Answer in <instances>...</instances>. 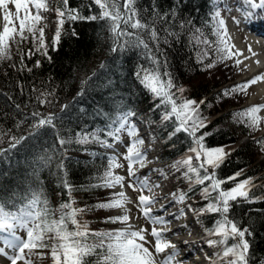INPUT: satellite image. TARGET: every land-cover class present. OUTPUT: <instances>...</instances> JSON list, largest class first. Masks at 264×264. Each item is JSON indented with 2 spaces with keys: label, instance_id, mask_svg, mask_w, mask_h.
Segmentation results:
<instances>
[{
  "label": "trees",
  "instance_id": "obj_1",
  "mask_svg": "<svg viewBox=\"0 0 264 264\" xmlns=\"http://www.w3.org/2000/svg\"><path fill=\"white\" fill-rule=\"evenodd\" d=\"M214 5L215 0H138V18L148 25L149 30L154 28L157 31L160 50L157 51L156 43L150 39L147 31L140 35L161 61V78L167 79L163 73L168 71L176 88L184 89L181 94L173 88L176 96L206 102L201 105L200 114L207 118V126L198 135L202 132L212 133L206 137L205 146H224L225 151L231 153L217 169V178L232 176L243 169L240 177L222 185V188L230 189L237 182L252 178L249 196L261 202L248 203L242 199L230 202L232 207L229 217L238 220L241 229L249 226L253 231L254 236L246 238L251 240V251L259 259L264 258V157L260 158V155L264 156V147L255 141H264V134L259 133L261 126L255 131L248 129L245 126L248 118L241 115L248 108L257 106H241L248 98V87L243 92L231 93L229 96L219 95L225 89L243 82L233 85L239 71H236L230 59H219L216 51L219 40L214 34L217 25L210 19ZM57 7H62L58 0H49L50 10L42 12L52 22L51 29L49 26L45 29L46 42L49 44L47 56L33 50L31 58H27L28 49L33 48L30 38L19 46L21 51L15 45L11 52L12 59L0 61V134L4 141L0 148H7L12 136L29 135L33 112L59 115L61 119L54 121L58 132L65 138L71 136L73 143L61 149L57 135L51 128L42 130L37 138L25 141L0 161V199L6 200L9 209L15 211L12 207L14 203L19 207L21 198L30 196L33 191H40L43 193L42 199L47 200L49 209L58 218L57 209L61 203L68 201L58 176V165L61 160H65L66 154V178L76 189L72 193L74 207L88 209L78 218L87 221L91 231H99L100 227L105 226L104 218L113 216L98 215L100 209L95 208V205L111 199V194L105 189L93 187L99 182L98 176L107 168L109 154L94 140L76 143L77 133L95 132L100 139H108L112 143L111 138L105 136L104 129L115 121L121 111L142 106L148 111L157 127L158 136L163 140L161 160L170 161L172 167L177 160L194 154L187 152L191 139L185 133L168 139L175 117L172 121L162 123L160 117L165 108H155L159 98H153L134 76L137 70L151 68L146 50L142 47H126L112 52L111 33L104 21L68 19L61 29L59 44L54 49L51 41L57 27ZM67 8L84 17L99 14L98 6L92 0H68ZM22 52L25 54L26 67L20 63ZM210 63L214 67L208 68ZM40 93L52 95L42 97L45 103L41 104L37 99ZM65 105L69 107L61 112ZM236 106L238 108L235 109ZM244 136L248 140L239 144L240 138ZM84 151H88V156L80 154ZM197 164L193 158V166ZM172 170L176 186L179 189L188 187L186 194L194 200L197 210L208 203L203 199L201 190L210 181L205 185L191 184L189 191L190 182L181 175L186 169L177 172L172 167ZM105 211L102 209L100 212ZM218 218V213H205L201 215V224L205 229H212ZM232 243L230 239L228 244ZM34 252L40 254L34 255L36 260L45 259L52 264L50 248L36 249ZM89 260L94 264L95 257H89ZM251 264H256V260Z\"/></svg>",
  "mask_w": 264,
  "mask_h": 264
},
{
  "label": "snow or ice",
  "instance_id": "obj_2",
  "mask_svg": "<svg viewBox=\"0 0 264 264\" xmlns=\"http://www.w3.org/2000/svg\"><path fill=\"white\" fill-rule=\"evenodd\" d=\"M58 3L62 7L55 9L57 27L51 41V46L54 49L59 44L61 29L65 20L68 19L71 21H104L107 30L111 33L112 52L126 47H142L146 50L148 59L151 61V68L137 70L134 72V76L152 94L153 98H159V104H156L155 108L161 106L165 108L160 117L161 122L172 121V118L175 117V120L172 121L173 130L168 132V139L172 140L177 134L185 133L191 139V146L187 152L193 153L198 162L197 166H193V156L187 155L186 158L177 160L172 167L177 172L182 168L186 169L181 175L190 182L189 191H191V184L205 185L207 181H210L201 190L203 199L208 203L199 210L193 209L191 204L187 207L189 211L196 212L197 215L219 214V218L215 221V227L206 229L209 236L221 237L220 240L210 239L207 241L210 247L222 248V251L215 253L216 262L214 264H218L220 261H223L224 264H251L253 260H256V264H264V258L257 259L251 251L252 243L249 238L254 236L253 231L249 226L241 229L238 226L240 222L229 217L232 207L230 202L241 199L248 203L261 202L249 196L250 186L253 185L252 178L237 182L230 189L222 188V185L240 177L243 174V169L238 170L232 176L223 179L217 178V169L231 153L226 152L224 146L214 148L205 146L206 137L212 133L202 132L198 135L200 130L207 126V118L200 114L201 105L206 102L204 100L197 102L194 99L184 98L182 95L176 96V93L172 91L176 85L168 71L163 73L167 79L161 78V61L157 59L148 43L140 35L141 32L147 31L159 51L158 34L154 28L149 30L148 25L142 23L138 18L140 15V10L136 7L138 0H122V8L121 0H92V3L98 6L99 14L88 17L80 16L75 11L68 9V0H58ZM241 3L246 6L241 18H232L237 25L241 23V20L246 24H251L255 22L258 13L264 12V0H241ZM222 9L231 11L227 0L214 5L210 17L217 25L214 34L219 40L216 51L220 61L242 55L239 50L232 51L235 46L230 43L231 36L227 31L226 20L221 15ZM49 10V0H0V61L12 59V45H16L17 50L21 51L19 46L28 42L30 38L33 48L28 49L27 58H31L34 51L47 56L49 44L46 42L45 29L48 25L45 23L47 17L42 15V12ZM130 29L137 31H129ZM249 52L253 56L257 55L252 52L251 46H249ZM24 59L25 54L22 52L20 57L22 67H26ZM236 63L239 64L241 61L237 60ZM37 66H39V61H37ZM103 66L102 64L101 67ZM164 66L166 68V62ZM207 67H214V64L210 63ZM27 70L31 71L30 68ZM262 78H264L262 75H256L251 80L225 89L219 95L229 96L231 93L243 92L249 85L256 84ZM176 92L182 94L184 89L176 88ZM48 95H52V93H40L37 99L43 104L45 99L42 97L46 98ZM48 102L51 103V101ZM18 107L19 105H17ZM68 107V105L63 106L61 112H64ZM260 111L261 106H253L241 113L248 118V123L245 125L248 129L255 131L260 127L261 121L264 120V117L257 115ZM135 115V111L130 108L121 111L115 121L104 129L105 136L111 138L112 143H109L108 139H100L95 132L77 133L75 140L76 143H87L94 140L105 148L114 149V154L108 157L106 170L98 176L99 182L93 187L100 189L119 187L121 190L112 192L111 199L98 203L95 208L120 209L122 214L108 216L104 218L103 222L119 223L124 227L112 231H91L87 221L78 218L82 217L88 209L74 207L75 199L72 193L76 189L66 178L65 160L67 157L65 154V160H61L58 165V176L60 186L65 190L68 201L61 203L57 209L58 218L49 209L47 200L42 199L43 193L40 191H33L30 196L21 198L19 207L14 203L12 207L16 209L15 211L9 209L6 200L0 199V258L7 261V264H20V262L34 264L32 257L40 255L34 250L50 248L52 264H92L89 257H95L94 264H183L181 260L177 259L181 248L166 237V233L171 231L168 227L171 220L166 219L163 215L154 216L152 214L158 202L155 189L160 185L150 181L147 175L144 177L137 175L139 168L146 167L151 161L147 160V153L142 151L144 139L137 138L138 129L131 120V117ZM31 119L29 135L12 136L8 141L7 148H0V161L22 146L25 141L37 138L42 130L47 128H51L56 133L61 149H64L65 145L73 143L71 136L65 138L59 134L57 124L54 123L61 119L59 115H41L39 112H33ZM124 132L129 136L130 143L124 145L125 153L119 154L115 145L121 143V134ZM255 142L264 147V141ZM2 143H4L3 135L0 134V144ZM121 156L123 160L127 161V176L116 174L114 171L124 168V164L120 163ZM137 165L139 168L136 167ZM152 171L161 170L154 169ZM201 171L203 175H201ZM60 173L65 175H60ZM193 175L195 179H193ZM179 178L177 177V179ZM125 186L140 193L137 197L136 208L146 220L154 225H161L159 229L153 227L148 233L147 228L138 227L130 222L132 219L129 214L131 210L127 205L133 201L127 197L124 191ZM145 191L149 194L145 195ZM213 193H215L214 196ZM172 196L174 202L183 203L187 199V194L184 192L173 193ZM166 210L167 206L161 205L159 211L165 212ZM185 214V211L181 209L178 213L172 214V218L179 219ZM69 224L72 226L71 229ZM183 227L187 228L188 226L183 225ZM21 231L24 232L23 236L19 234ZM146 233L154 238V245L147 239ZM230 239L233 241L231 245L228 244ZM93 240L94 243L90 242ZM188 243V241H184L185 245ZM146 245H152V249L150 250V247ZM190 255L191 250L185 253V258ZM208 259H211V256Z\"/></svg>",
  "mask_w": 264,
  "mask_h": 264
},
{
  "label": "rangeland",
  "instance_id": "obj_3",
  "mask_svg": "<svg viewBox=\"0 0 264 264\" xmlns=\"http://www.w3.org/2000/svg\"><path fill=\"white\" fill-rule=\"evenodd\" d=\"M221 1H223V0H216V2H217V4H220V2ZM236 1H238L240 4H241V7L242 8H245L246 6L245 5H242V3H241V0H236ZM227 3H228V5L229 4H232V2H230L229 0H227ZM216 4V5H217ZM229 6H231V5H229ZM33 11H35L34 9H33ZM233 11H235V9L233 8V6H231V11L230 12H228V11H224L223 9L221 10V15L223 16V18L225 19V20H227V21H233V17H236V18H238L239 19V17L238 16H240V14L238 15V16H236V15H234V14H236V13H233ZM52 23V22H51ZM241 35V34H240ZM242 41H243V43H244V46H247V44H246V40H245V37L244 36H242ZM230 43H231V41H230ZM232 44V43H231ZM14 47H15V45H12V49H11V52L14 50ZM232 51L233 52H235V51H237L235 48H233L232 49ZM234 64H235V66H236V71L238 72L239 71V73H237L236 75H237V80H235L234 82H233V85L234 84H236L239 80H245V81H247V80H251V74H250V71L248 70V68L245 66V64L242 62V60L239 58V56L238 55H236V56H233L231 59H230ZM237 60H240L241 61V63H239V64H237L236 63V61ZM244 64V65H243ZM246 72V73H245ZM251 75V76H250ZM257 88V89H256ZM248 89H250V91H249V93H250V97L248 96V98H247V100L246 101H243L242 102V104H241V106H245V105H249L250 103L252 104H256L257 106H261V111L259 112V115L258 116H260V117H264V106H263V100L262 99H260L257 95H256V90H258V87H257V84L255 85H249L248 86ZM236 108H238L237 106L235 107V109ZM136 125V124H135ZM260 126H261V130L259 131V133L261 134V133H263L264 134V120H262L261 121V124H260ZM141 133H138V135H137V138H143L144 139V144H143V146H142V151H145L146 153H147V160H149L150 161V158H151V156H154L155 155V153H154V147L157 145V142H155L154 140L153 141H151L150 140V138H151V135H149L148 133H145V134H143V135H141V136H139ZM121 137H122V139H121V148H120V153L119 154H123V153H125V147H124V145H127V144H129L130 143V138H129V136L127 135V133L126 132H124V133H122L121 134ZM247 141V138H240V140H239V144H243V143H245ZM115 147H116V145H115ZM122 149V150H121ZM159 152V151H158ZM264 156H261L260 155V158H263ZM193 158H195V155H193ZM120 163H122V164H124V168H121V169H115L114 171H115V173L116 174H119V175H124V176H127V161H125V160H123V158H122V156L120 157ZM150 164L151 163H148L147 164V166L146 167H144V168H139V166L137 165L136 167L137 168H139V170H138V172H137V175L138 176H140V177H144V176H148L149 177V179H150V181H152V182H154V179L156 178V175L155 174H153L155 171H152V170H154V169H159V170H161V171H158V172H163V171H166V175L167 176H169L170 174L168 173V171H167V169H168V167H166V168H162L161 166H158V167H154V168H152L153 167V164L154 163H152L151 164V167L149 168V166H150ZM211 170V169H210ZM126 184H127V181H126ZM166 188H167V190L168 191H170V193H168V197H167V201H164V197H166L167 195L165 194V195H161V194H157V200H158V203L155 205V207H154V211H153V215L154 216H157V215H166V216H168V214H170V213H173V212H176V211H180L181 209H183L184 211H185V215L184 216H181L180 218H179V220H181L182 222L183 221H185V223L187 224V221H188V225L187 226H189V228H196V229H194L197 233H198V231H199V228L197 227V225L196 224H193V221H194V219H192L191 220V215L194 217H196V220L198 221L199 220V215H197V213L196 212H193V211H191V212H189V210H188V205L189 204H191V206H192V208L193 209H195L194 208V206H193V203H192V201L190 200V199H186L183 203V205H182V203H179V202H174V200H173V196H172V194L173 193H177V194H179L180 192H185V190H183V188L185 187V186H182V188H181V190L175 185V182H174V180H173V178L170 176L169 177V181H168V183L166 184ZM128 190H129V192H130V194H131V197H130V199L133 201V203H131V204H129L130 205V217L132 218L131 219V221L133 220V221H135V223H136V225L138 226V227H144V228H147L148 229V233H150L151 232V229L153 228V227H156L157 229H159L158 227H157V225H154V224H152L150 221H148V220H146L143 216H142V214L138 211V209L136 208V202H137V197H138V195L140 194L138 191H133L131 188H128ZM105 192H107V193H112V192H117V191H115V190H113V189H105ZM144 194H146V195H148V193H147V191H145L144 192ZM160 201H164L163 202V204L160 202ZM105 202H107V200L105 201ZM179 205V207H177L176 205ZM161 205H166L167 206V210L165 211V212H160L159 211V209H160V207H161ZM169 207V208H168ZM175 207H177V208H175ZM100 211H102V209H100L99 211H98V215H100V216H102V215H113L114 213H115V211H117L118 213H121V210L120 209H114V210H106L105 212H100ZM116 214V213H115ZM122 214V213H121ZM130 221V222H131ZM173 222H178V219L177 220H175V221H173ZM173 222H171V223H173ZM197 223V222H196ZM190 224V225H189ZM191 224H193V225H191ZM124 227V225L122 226V227H119V229L120 228H123ZM106 229V226H102V227H100V229H99V231H104ZM200 230L201 231H203V233L205 234H208L207 233V231L206 230H204V228H202V226H200ZM23 232V231H22ZM148 233H146V237H147V239L148 240H150V241H152V244L154 245V238L153 237H151ZM20 235H24V232L23 233H19ZM208 237L210 238V239H214V240H218L219 239V237L220 236H216V235H214V236H209L208 235ZM198 238H201L200 236L198 237ZM220 240V239H219ZM200 245H202L204 248H206L205 247V244L204 243H201L200 242ZM146 246H148V247H150V250L152 249V245H146ZM212 249H213V251H214V262H216V256H215V253L217 252V251H221L222 250V248L221 247H217V248H213L212 247ZM159 258V257H158ZM32 259H33V262H34V264H47V262L45 261V259L44 260H41V261H39V260H36L35 259V256H33L32 257ZM184 260H188V258L187 259H184ZM0 264H7V261H3L2 260V262L0 263ZM20 264H23V262H20ZM214 264V263H213ZM218 264H224V262L223 261H220V262H218Z\"/></svg>",
  "mask_w": 264,
  "mask_h": 264
},
{
  "label": "bare ground",
  "instance_id": "obj_4",
  "mask_svg": "<svg viewBox=\"0 0 264 264\" xmlns=\"http://www.w3.org/2000/svg\"><path fill=\"white\" fill-rule=\"evenodd\" d=\"M230 1V0H229ZM232 2V1H230ZM231 6L234 8V4L232 3ZM242 15L238 16L241 18ZM227 31L231 36V43L234 45L236 50H239L242 55H238L239 58L242 60V62L245 64V66L250 71L251 79L256 75H262L264 77V12H260L257 14L255 18V22L251 23V26L257 28L253 30H247V28L244 25H247L246 23L241 20V23L239 25L235 24L233 21H227ZM248 27V25H247ZM261 33V34H260ZM241 34V35H240ZM242 36L245 37L247 46H244V43L242 41ZM262 43V44H261ZM249 46H251L252 52H255L257 55L253 56L251 52H249ZM258 62V63H257ZM243 64V65H244ZM246 73V72H245ZM258 90H256V95L263 100V106H264V78H262L257 83ZM255 84V85H256ZM257 89V88H256ZM141 128L144 130H148L146 124L143 121V118H141L140 121ZM117 192L121 189L117 187L115 189ZM126 195L128 198L131 197V194L125 186L124 189ZM128 208H130V205H127ZM179 211L173 212L168 214V216L164 215V217L168 220H171V222L177 220L172 218V214L178 213ZM162 215V214H161ZM157 215V216H161ZM131 223H135V221H131ZM179 223H182V228L177 229L175 231H169L166 233V237L173 243H176L181 248V253H186L189 250H191V255L188 257V260L185 261V254H181L177 257L178 260H181L183 264H213L214 263V255H211L212 251H210L209 248H204L202 245H200L201 238H198L197 232L194 230L196 228H184L183 225H188L185 223V221H181L178 219V222H173L168 225L169 228L174 225H178ZM190 225V224H189ZM157 227L160 228L161 225L157 224ZM172 232H175L177 234H173ZM185 235V236H184ZM188 239L190 237L195 238L192 242H189L187 245L184 244V241L187 240H181V238ZM183 238V239H184ZM171 251V250H169ZM211 256V259H208V257ZM3 258H0V263L2 262ZM4 261V260H3Z\"/></svg>",
  "mask_w": 264,
  "mask_h": 264
}]
</instances>
